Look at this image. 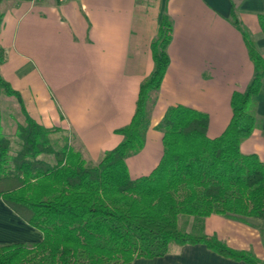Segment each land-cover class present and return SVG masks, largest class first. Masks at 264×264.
Segmentation results:
<instances>
[{
  "label": "crops",
  "instance_id": "0c3cea01",
  "mask_svg": "<svg viewBox=\"0 0 264 264\" xmlns=\"http://www.w3.org/2000/svg\"><path fill=\"white\" fill-rule=\"evenodd\" d=\"M232 9L264 57L258 24L264 0H3L0 76L19 93L27 114L51 131L54 144L67 145L96 163L122 141L116 130L133 116L139 86L153 70L151 43L166 15L172 25L169 65L150 112L144 146L126 160L131 178L145 176L161 158L162 133L155 126L169 107L206 114L210 139L229 124L232 93L243 92L253 77L243 34L230 20ZM251 112L256 125L239 148L264 162V80ZM1 207V244L40 239L39 232ZM196 225L199 234L264 264V221L212 214ZM132 264L248 263L199 244L171 245L163 256L137 258Z\"/></svg>",
  "mask_w": 264,
  "mask_h": 264
},
{
  "label": "trees",
  "instance_id": "16d2710c",
  "mask_svg": "<svg viewBox=\"0 0 264 264\" xmlns=\"http://www.w3.org/2000/svg\"><path fill=\"white\" fill-rule=\"evenodd\" d=\"M230 20L243 34L253 77L243 92L232 93L229 124L210 139L206 114L169 107L155 126L162 133L161 158L148 175L134 179L126 160L144 146L169 65L172 25L166 15L151 43L153 70L139 86L133 116L116 130L122 141L96 163L67 145L55 147L51 131L27 114L19 93L0 76V95L15 99L23 117L15 130L20 141L15 153L0 121V201L41 234L34 243L0 244V264H132L163 256L171 245L199 244L225 258L258 264L248 253L178 225V216L196 217L190 228L195 229L212 214L264 221V162L239 148L256 125L251 103L264 80V57L241 30L233 9ZM258 24L264 34V13Z\"/></svg>",
  "mask_w": 264,
  "mask_h": 264
},
{
  "label": "rangeland",
  "instance_id": "374dc122",
  "mask_svg": "<svg viewBox=\"0 0 264 264\" xmlns=\"http://www.w3.org/2000/svg\"><path fill=\"white\" fill-rule=\"evenodd\" d=\"M0 121H1L3 133L11 142L10 153L17 152L18 149L20 148V141L15 136V130H16L17 124L23 123V117L20 113V110L17 107V102L15 101V99H13L11 97H6L5 95H0ZM55 143H59L58 146H61L60 142H55ZM56 146H57V144H55V147ZM47 158H48V160L52 161L51 157H47ZM1 205L6 210H8L2 203H1ZM1 205H0V215H2L4 212ZM8 211L11 214H13L10 210H8ZM185 220H199V219L196 217L178 216V225L182 231L198 235L200 233V230H198L199 228H197V226H196L195 229L194 228L190 229L192 223L191 224L189 222L186 223ZM187 229H189V230H187Z\"/></svg>",
  "mask_w": 264,
  "mask_h": 264
},
{
  "label": "built area",
  "instance_id": "2783aa9c",
  "mask_svg": "<svg viewBox=\"0 0 264 264\" xmlns=\"http://www.w3.org/2000/svg\"><path fill=\"white\" fill-rule=\"evenodd\" d=\"M58 2H63V1H65V0H57Z\"/></svg>",
  "mask_w": 264,
  "mask_h": 264
}]
</instances>
